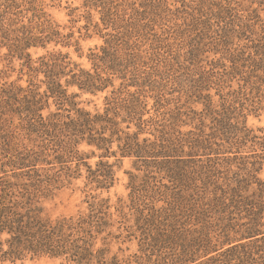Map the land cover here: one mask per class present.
<instances>
[{
    "label": "rangeland",
    "instance_id": "1",
    "mask_svg": "<svg viewBox=\"0 0 264 264\" xmlns=\"http://www.w3.org/2000/svg\"><path fill=\"white\" fill-rule=\"evenodd\" d=\"M9 3L0 9V88H37L49 95L40 111L45 118L67 113L48 92L41 66L59 57L58 81L70 103L64 109L94 115L120 93L122 98L135 95L147 121L140 140L161 134L186 140L167 167L182 174L178 209L189 212L174 225L167 220L168 242L151 248L145 232L153 227L145 224L148 213L139 214L148 212L144 203L167 206L166 196L156 191L172 187L166 174L155 168L149 173L137 157L122 156L118 142L111 146L115 155L103 156V150L83 142L77 158L58 159L39 133L32 139L21 133L23 145L37 151V174L51 180L37 195L43 216L87 215L92 204L103 203L108 226L95 248L109 250L108 260L117 257L121 264H172L175 259H181L179 264H264V212L258 207L264 202L259 190L264 185V0ZM103 49L110 56L95 60ZM74 74L102 83L86 91ZM127 131L138 128L132 123ZM102 164L114 174L107 188L90 174ZM234 191L248 203L244 211L227 207ZM0 264L77 263L29 256Z\"/></svg>",
    "mask_w": 264,
    "mask_h": 264
},
{
    "label": "trees",
    "instance_id": "2",
    "mask_svg": "<svg viewBox=\"0 0 264 264\" xmlns=\"http://www.w3.org/2000/svg\"><path fill=\"white\" fill-rule=\"evenodd\" d=\"M9 1L0 0V9L7 7ZM103 53L95 56V60L102 62L110 56L106 49H103ZM51 61L41 62L49 84L48 92L60 104L59 109L67 113H52L45 118L40 111L46 107L44 103L49 95L37 92V88L23 89L13 84L0 88V261L49 256L65 257L77 264H121L117 257L108 260L106 253L109 250L95 248L99 236L108 226L103 203L92 204L91 212L87 215L56 220L43 216V208L37 206V195L51 180L37 174L34 169L37 151L23 145L19 138L21 133H25L29 139L39 133L43 145L52 147L54 153H58V159L65 155L77 158L76 148L83 142L103 150V156L115 155L116 152H111V146L118 142L122 156L137 157L149 173L154 172L150 168H155V172L158 170L166 174L172 187L164 185L165 190L158 188L156 191L166 196L167 206L156 208L154 202L144 203L148 212L141 210L139 215L148 213L144 217L145 224L153 227L150 233L145 232L146 246L154 248L158 243H167L168 238L164 233L166 221H170L169 226L174 225L176 218L187 217L189 212V209L184 212L178 209L183 197L176 189L179 184L182 186V174L177 176L167 167L171 158L181 152L180 142L186 140L175 141L163 134L153 141L149 138L140 140L139 135L145 130L147 121L143 119L144 108L140 98L135 95L122 98L120 93L108 102L103 113L92 115L84 110H76L72 114L71 110L64 109L70 103L58 81L63 60L56 57ZM73 79L78 80L81 89L86 91L94 90L98 88V83H102L89 74L84 77L74 74ZM16 120L19 122L16 123ZM122 123H127L125 129L121 128ZM132 123L138 128L137 132L127 131ZM102 165L101 169L90 171V174L100 187L107 188L112 185L114 174L111 166ZM8 171H12V174H8ZM259 190L260 193L264 192L263 184ZM229 205L232 209L244 211L248 203L245 204L234 191L227 207ZM258 207L260 212H264V202ZM110 237L111 233L102 240L106 242ZM180 262L181 259H175L172 264Z\"/></svg>",
    "mask_w": 264,
    "mask_h": 264
}]
</instances>
